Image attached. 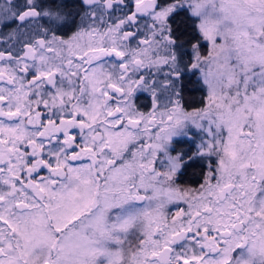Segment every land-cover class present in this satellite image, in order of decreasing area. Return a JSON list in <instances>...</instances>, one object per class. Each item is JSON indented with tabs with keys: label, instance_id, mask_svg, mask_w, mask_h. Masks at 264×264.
Listing matches in <instances>:
<instances>
[{
	"label": "snow or ice",
	"instance_id": "obj_1",
	"mask_svg": "<svg viewBox=\"0 0 264 264\" xmlns=\"http://www.w3.org/2000/svg\"><path fill=\"white\" fill-rule=\"evenodd\" d=\"M0 264H264V0H0Z\"/></svg>",
	"mask_w": 264,
	"mask_h": 264
},
{
	"label": "trees",
	"instance_id": "obj_2",
	"mask_svg": "<svg viewBox=\"0 0 264 264\" xmlns=\"http://www.w3.org/2000/svg\"><path fill=\"white\" fill-rule=\"evenodd\" d=\"M203 96H204L203 90L199 86H196V89L192 94L189 91L187 92L186 99L189 101V103H193L196 106H202L201 101ZM200 178H201V169L199 167H195L188 170L187 174L184 177L183 183L189 186H197V181Z\"/></svg>",
	"mask_w": 264,
	"mask_h": 264
},
{
	"label": "rangeland",
	"instance_id": "obj_3",
	"mask_svg": "<svg viewBox=\"0 0 264 264\" xmlns=\"http://www.w3.org/2000/svg\"><path fill=\"white\" fill-rule=\"evenodd\" d=\"M203 94H204V92H203ZM183 184H184V183H183ZM184 186H189V185L184 184ZM189 187H196V186H189ZM181 206H184V205H181ZM176 207H177L176 205H169V210H170L172 213H174ZM184 207H186V206H184Z\"/></svg>",
	"mask_w": 264,
	"mask_h": 264
},
{
	"label": "flooded vegetation",
	"instance_id": "obj_4",
	"mask_svg": "<svg viewBox=\"0 0 264 264\" xmlns=\"http://www.w3.org/2000/svg\"><path fill=\"white\" fill-rule=\"evenodd\" d=\"M69 2H71V0H69ZM194 85H189V88H188V91L192 94L193 92H194V90L196 89V86H194L195 87V89H194V87H193Z\"/></svg>",
	"mask_w": 264,
	"mask_h": 264
}]
</instances>
